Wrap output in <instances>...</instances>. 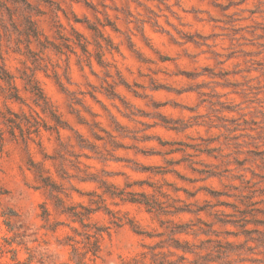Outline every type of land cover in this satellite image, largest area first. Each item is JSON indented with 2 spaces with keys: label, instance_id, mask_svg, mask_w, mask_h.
<instances>
[{
  "label": "rangeland",
  "instance_id": "374dc122",
  "mask_svg": "<svg viewBox=\"0 0 264 264\" xmlns=\"http://www.w3.org/2000/svg\"><path fill=\"white\" fill-rule=\"evenodd\" d=\"M0 264H264V0H0Z\"/></svg>",
  "mask_w": 264,
  "mask_h": 264
}]
</instances>
